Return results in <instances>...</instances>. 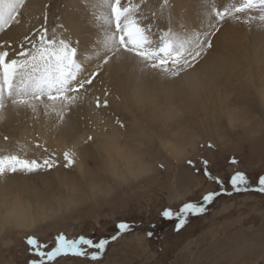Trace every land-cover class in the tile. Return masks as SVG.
I'll return each instance as SVG.
<instances>
[{
  "label": "bare ground",
  "instance_id": "1",
  "mask_svg": "<svg viewBox=\"0 0 264 264\" xmlns=\"http://www.w3.org/2000/svg\"><path fill=\"white\" fill-rule=\"evenodd\" d=\"M38 1L27 0L21 23L0 31V41L9 42L15 33L25 31L37 14ZM238 2L217 0V6L225 7ZM206 3L207 0H175L179 18L190 29L200 31L205 30L207 22L204 12ZM62 6L60 23L69 24L77 30L81 56H90L98 26L91 18L86 0H64ZM105 89L111 94L108 109L94 111L92 97L89 96L88 101L74 110L60 129H51L42 114L38 122L32 119L30 112L20 116L7 114V119L0 122V153L26 146L30 157L39 155V150L31 148V141L39 134L42 141L47 140L50 149L56 150L62 164L63 151L74 150L76 155L72 166L83 168L87 180L93 174V167L101 166V171L121 183L124 179L122 169L129 176L146 175V160H150L156 145L168 154L184 149L187 142L183 143L186 139L184 133L194 127L203 128L201 125L205 124L209 125L208 128L212 127L210 124L217 127L219 125L216 124L224 120L231 125L237 119L243 123L241 131L248 134L256 132V129L262 131L264 23L253 21L245 28L229 20L213 37V47L195 70H189L179 78L141 71L132 62L106 66L95 81L92 94L100 95ZM117 119L124 124L123 128L116 123ZM4 135L10 137L8 142L3 140ZM88 135H92L94 140L85 143ZM24 177L14 174L0 178V226L12 225L19 233L34 227L37 214L45 217L48 211L53 210L47 201L28 203L24 196L33 192L30 188L32 177L30 180ZM91 189L94 191V187ZM73 190L72 186L68 188L69 193ZM21 191L25 192L24 196ZM56 203L58 206L61 204L59 200ZM75 204L71 201L64 206L69 208ZM246 238L243 237L244 242Z\"/></svg>",
  "mask_w": 264,
  "mask_h": 264
},
{
  "label": "rangeland",
  "instance_id": "2",
  "mask_svg": "<svg viewBox=\"0 0 264 264\" xmlns=\"http://www.w3.org/2000/svg\"><path fill=\"white\" fill-rule=\"evenodd\" d=\"M63 3L64 0H39L35 18L24 32L15 33L9 41L12 48L18 50L23 37L44 24L45 13L51 32L60 24ZM238 24L246 28L248 23ZM225 121L216 124L220 127L210 124L212 127L208 128L205 124L201 125L203 128L188 130L184 133L186 147L176 153L168 154L156 145L150 160H146V175L129 176L122 169L121 183L101 171V166L93 167L88 180L83 168H65L62 163L49 171L22 174L29 180L32 177L33 192L25 195L21 191L28 203L47 201L53 210L45 217L37 214L34 227L21 233L12 225L0 226V264H28L33 259L25 243L28 235L50 244L61 232L69 238L83 234L98 239L115 234V224L121 220L131 223L133 231L112 242L96 264H264V194H222L205 214L190 217L179 231L174 220L160 215L165 207L179 208L185 202L199 200L208 191L218 190L204 177L203 160L209 162L211 173L223 178L229 188L227 180L235 170L244 171L253 183L264 174V119L260 121L263 130L255 128L256 132L250 134L241 131V121L233 120L231 125ZM233 158L235 165L231 163ZM70 186L74 190L69 193ZM71 201L75 206L65 208L64 203ZM149 232L151 236L147 235ZM244 236L248 238L245 242ZM56 264L93 262L69 257L58 259Z\"/></svg>",
  "mask_w": 264,
  "mask_h": 264
},
{
  "label": "snow or ice",
  "instance_id": "3",
  "mask_svg": "<svg viewBox=\"0 0 264 264\" xmlns=\"http://www.w3.org/2000/svg\"><path fill=\"white\" fill-rule=\"evenodd\" d=\"M86 5L98 26L88 57L81 56L80 36L75 28L60 23L49 31L47 13L44 24L25 35L18 50L12 48L11 42L0 41V122L9 113L20 116L30 112L36 122L42 114L51 129L63 128L73 111L82 107L89 96L94 111L110 107L111 94L107 89L100 95L92 94L95 81L106 66L132 62L141 71L179 78L195 70L213 47V37L229 20L264 23V0H239L225 7H218L217 0H207L203 31L190 29L179 18L175 0H86ZM26 6L27 0H0V31L19 25ZM116 123L124 127L119 119ZM3 140L8 142L10 137L4 135ZM93 140L88 135L84 142ZM31 148L39 150V155L30 157L26 146L0 153V178L49 171L59 165L56 150L50 149L47 140L42 141L39 134L31 141ZM75 155L74 150L65 149L63 167H71ZM187 163L195 167L192 160ZM201 163L204 177L217 185L218 190L208 191L199 200L185 202L179 208H163L160 215L174 220L177 231L190 217L205 214L222 194L231 196L249 191L264 194V174L258 175L253 183L244 171L235 170L227 180L229 188L223 178L211 173L207 160ZM231 163L235 165L237 161L233 158ZM131 231L133 225L121 220L115 224V234L98 239L83 234L69 238L61 232L50 244L28 235L25 243L33 257L28 264H56L58 259L69 257L96 264L112 242Z\"/></svg>",
  "mask_w": 264,
  "mask_h": 264
}]
</instances>
